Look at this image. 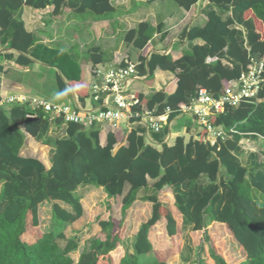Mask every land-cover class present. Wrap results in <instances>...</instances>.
Returning a JSON list of instances; mask_svg holds the SVG:
<instances>
[{"label":"trees","instance_id":"1","mask_svg":"<svg viewBox=\"0 0 264 264\" xmlns=\"http://www.w3.org/2000/svg\"><path fill=\"white\" fill-rule=\"evenodd\" d=\"M172 1L184 10L198 2ZM207 1L203 26L190 27L181 34L188 42L201 41V45H192L176 60L157 53L138 57L139 75L152 78L158 69L177 79L170 95L158 91L148 98L137 96L155 114L169 108V120L178 116L199 88L217 97L239 78L249 57H264V0ZM24 7L51 8L52 17L67 9L82 20H107L116 13L111 0H0V45L18 54L16 64L28 67L39 62L54 69L60 99L68 98L71 91L80 100L87 98L79 63L26 31ZM161 30V25L142 22L124 34V41L140 51ZM83 60L97 65L104 63L106 54L100 48H88ZM258 97L259 103L226 108L210 118L211 125L227 135L213 146L204 143L205 133H200L187 142L177 137L171 146L156 147L134 129L116 151L111 131L102 145L97 126L86 129L74 123L62 125L58 120L56 130L64 135L42 141L49 129L47 117L42 134L43 114L31 119L26 117L29 110L25 106L0 107V264H165L155 257L151 263L140 261L141 256L154 255L153 228L161 219L170 239L185 228L189 235L202 233L201 243L195 246V264H208L207 260L228 264L211 246L207 227L212 223L225 225L243 250L245 259L238 264H264V83ZM232 128L237 133L231 134ZM26 134L54 148L49 168L38 158L20 155ZM244 137L260 144L258 152L249 154L246 165L239 160ZM84 186L102 188L108 199L121 198V218L98 219L100 236L90 238L73 260L71 253L78 244L66 239L64 231L65 225L83 215L76 191ZM137 200L151 204L150 214L139 224L132 253H128L120 230ZM45 202H51L49 229L28 242L24 236L27 233L28 237V227L38 226V208ZM59 241H65L63 247Z\"/></svg>","mask_w":264,"mask_h":264},{"label":"crops","instance_id":"2","mask_svg":"<svg viewBox=\"0 0 264 264\" xmlns=\"http://www.w3.org/2000/svg\"><path fill=\"white\" fill-rule=\"evenodd\" d=\"M111 4L116 9V13L107 20H94L91 18L82 20L78 17H75L74 14L72 13L75 21H77V23L80 25L85 26L87 25V23L88 24L91 23V24H99L102 28H105L107 30L106 36L108 40L113 41L114 43V45H112L111 47L102 46L101 44L98 43L100 38L98 37V35L96 37V44H93V41L90 42L86 50L88 48L96 47V48H100L106 54V60H104V63H100L97 65H93L91 62L83 60V55L86 50L84 52H81L77 44L74 43L68 46L65 45V47L63 46L64 44L63 45L60 44L59 46H52L51 38L47 37L46 35L43 36V34L41 35L39 28H41L42 25L49 24V22L41 21V19L43 18L44 12L47 10H50L49 16L52 17L51 8H46L44 10H34L29 7L23 8L22 21L24 23V27L26 31L35 34L39 42L44 44L45 46L69 53L73 57V59L77 63H79L80 79L88 87L87 90L88 96L84 100H80L77 94L71 91V94L68 98L61 99L60 102H50V103H76L78 106L86 110L93 109L95 108L96 104L89 98V87L95 80L94 73L96 70L105 69L111 66H116L118 61L124 59L125 57L134 64H136L137 66L139 64L138 57L142 56L147 58L152 53H157L160 55H169L174 60H176L182 56V53L184 51L189 50L192 45L202 44L201 41L188 42L187 40L181 37V34L184 30L189 29L190 27L203 26V24L206 21L205 11L208 6L207 0H198V2L195 5H193L189 10H184L172 0H154V1L111 0ZM64 11H68L69 13H71L67 9H64L63 12ZM142 22H148L153 27H156L157 25H161L162 30L161 32L154 34L151 41L142 50L135 51L125 43L124 34L127 31L133 29L137 24ZM17 56L18 54L13 50L9 49L7 45H0V103L6 98L16 94H25L27 96L40 98L49 102L48 100L34 94L35 92H33V89H35L36 84L31 83L27 75L31 73L35 74L37 70H39V68L41 67L44 68H50V67L43 65L39 62H33L28 67H22L16 64ZM176 82L177 79L174 74L169 72H163L156 69L153 73L152 78H148L146 75L141 76L138 74V78L132 80L129 83V92L135 94L136 96L142 95L145 98H148L154 92H158V91H162L166 95H170L176 89ZM87 101L90 102L89 106H87ZM143 105L145 106V104ZM180 120H182V123H180ZM48 122H49V129L46 134V137H44L46 140L49 141V139L52 137H56V136L62 137L64 135L62 130L60 131L56 130V124H55L56 121L48 120ZM98 128L100 130V134H99L100 144L103 145L105 144L106 135L108 132H110V130L106 126L102 128L100 127ZM134 129H137L139 131L140 136L144 138L147 144H151L156 147H161L164 144L168 146L173 145L174 142L169 144V140L172 135L171 131L173 129L177 131L181 130L182 132L185 133V135L175 136V139L177 137H183L187 142L192 137H194L193 133L195 127L193 125L192 120L187 119L184 116H176L172 120L168 119L167 123L161 128V130L158 133L147 131L140 124L135 125L133 128H131V130L127 129L125 125H121L116 131L113 132L116 139V145L114 151H116L119 147L124 146L126 144L127 135ZM156 135H158V138L155 137ZM240 145H241V154L239 156V160L242 165H246L249 160V154L258 152L260 150V144L256 140L250 137H244L241 139ZM50 148L52 147L43 145L42 142L36 141L30 135L26 134L23 147L20 150V155L26 158H38L42 160V162H43L42 158L46 157L49 165V161H48L49 158L47 155ZM47 168H49V166ZM90 187L92 189L100 190L102 194L105 196V198H107L102 188H95L92 186ZM107 200H113V199L107 198ZM139 202L141 201L137 200L134 203V205ZM142 203H145L149 206V214H150L151 204L147 202H142ZM39 208H38V214H39ZM27 223L30 224V215L27 216ZM217 225L224 226L226 230L229 232V230L225 225L212 223L207 227L208 233L211 227ZM159 226H161V229H160V233L158 234L157 228ZM136 231L132 236L135 235ZM153 234L156 238L155 239L156 241L158 237L162 236L163 238V235L165 234L163 219H161L160 222H158L154 226ZM24 238H26L27 241L29 240L27 237V233L26 236H24ZM132 238L128 253H132L131 250V245L133 242Z\"/></svg>","mask_w":264,"mask_h":264},{"label":"built area","instance_id":"3","mask_svg":"<svg viewBox=\"0 0 264 264\" xmlns=\"http://www.w3.org/2000/svg\"><path fill=\"white\" fill-rule=\"evenodd\" d=\"M136 64L126 57L116 66L95 71V80L89 87V98L96 104L95 108L86 110L76 103H50L43 99L25 94L10 96L0 103L27 107V118L35 119L43 114L49 121H61L78 124L86 129L93 126L108 127L111 132L121 125L129 130L135 125H142L147 131L158 133L167 123L171 113L165 108L162 114H155L141 104L135 94L129 92V83L138 78ZM264 83V57H249L246 69L236 81L217 97L204 88H199L196 96L178 116H189L195 127L194 137L205 133L204 143L211 146L227 138L220 127H214L210 118L224 112L226 108H238L242 104L261 102L258 95ZM231 134L237 133L233 128ZM258 136V135H257ZM261 139V138H260Z\"/></svg>","mask_w":264,"mask_h":264},{"label":"rangeland","instance_id":"4","mask_svg":"<svg viewBox=\"0 0 264 264\" xmlns=\"http://www.w3.org/2000/svg\"><path fill=\"white\" fill-rule=\"evenodd\" d=\"M49 11L50 10L45 11L41 19V21L49 22V24L42 25L39 30L41 35L43 34V36L46 35L51 38L52 46L64 44L63 46L65 47V45L68 46L75 43L79 46L81 52H84L91 41H93V44H96L97 35L100 37L98 43L102 46L111 47L114 45L113 41H109L106 36L107 30L102 28L99 24L87 23V25L83 26L78 24L73 14L68 11H64L63 14L56 18L50 17ZM27 77L31 83L36 84L35 89H33L35 95L49 102L61 101L55 84L56 71L54 69L41 67L35 74L31 73L27 75ZM89 103L90 102L87 101V106H89ZM184 117L191 119L189 116ZM180 123H182V120H180ZM171 134L169 144L174 142L175 136L185 135L181 130L177 131L175 129L171 131ZM42 159L47 168L49 166L47 158L43 157ZM76 194L82 198L83 215L77 223L65 225L64 231L66 239H74L78 244L77 250L71 253L73 260L77 259L79 253L90 238L100 236L97 225L98 219H106L111 216L119 221L121 218V198L107 200L100 190L92 189L90 186L80 187L76 191ZM50 206L51 202L44 203L40 206L38 214L39 224L35 228L28 227V241H33L35 237H39L49 229ZM148 214L149 206L142 202L133 205L126 213L121 225L122 230H120V236L123 237V248L125 251H129L132 235L139 224L148 217ZM175 217L177 218L178 216L175 214ZM28 225L30 226L29 223ZM158 228L157 233L159 234L161 226ZM188 232L189 230L185 228L181 234L174 238L170 239L166 237L165 234L163 238L162 236L158 237L157 241L155 240L153 242L154 255L149 254L141 256L140 261L151 263L155 257L165 262V264H195V246L201 243L202 233H193L190 236ZM209 237L211 239V246L228 264H238L245 259L243 250L224 226L217 225L211 227L209 230ZM190 239H193V245ZM64 243L65 241H59L61 247L64 246ZM171 245L172 247L170 248ZM207 263L212 264L210 260H207Z\"/></svg>","mask_w":264,"mask_h":264},{"label":"water","instance_id":"5","mask_svg":"<svg viewBox=\"0 0 264 264\" xmlns=\"http://www.w3.org/2000/svg\"><path fill=\"white\" fill-rule=\"evenodd\" d=\"M41 125H42V134L44 133V128H45V125H46V121L45 119H42L41 121ZM43 141H46L45 138H42ZM55 150L54 148H50L49 151H48V158H51V156L54 154Z\"/></svg>","mask_w":264,"mask_h":264}]
</instances>
